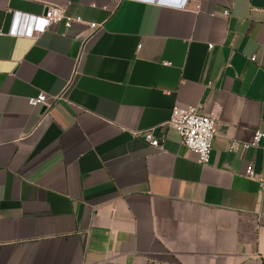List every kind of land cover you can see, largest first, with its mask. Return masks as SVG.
<instances>
[{
	"label": "crops",
	"instance_id": "0c3cea01",
	"mask_svg": "<svg viewBox=\"0 0 264 264\" xmlns=\"http://www.w3.org/2000/svg\"><path fill=\"white\" fill-rule=\"evenodd\" d=\"M48 6L83 24L8 34ZM189 106L216 120L207 165L133 135ZM257 130L264 0H0V264H264Z\"/></svg>",
	"mask_w": 264,
	"mask_h": 264
},
{
	"label": "built area",
	"instance_id": "2783aa9c",
	"mask_svg": "<svg viewBox=\"0 0 264 264\" xmlns=\"http://www.w3.org/2000/svg\"><path fill=\"white\" fill-rule=\"evenodd\" d=\"M137 2H149L161 7H169L177 10H186L190 1L195 0H133ZM45 14L41 16H29L26 14H13V24L8 34L15 37L36 38L46 32L53 25H62L64 30L71 29L76 24H83L80 19L73 18L66 13L65 7L48 6L45 8ZM199 6H196V10ZM107 10V8H104ZM224 16H228V12H223ZM90 34L97 31L100 26L95 23L86 24ZM139 48V46H138ZM211 48V46H209ZM254 61V58L250 59ZM53 100L55 98H52ZM48 98L41 93L34 98L28 99L30 107H41L45 105ZM216 120L210 115L203 113L199 108L189 107H174L171 110L169 120L158 126V135H154L152 130L134 132L133 135L155 149L162 148V142L165 139L164 133L167 130L173 131L180 140L181 146L188 152L196 155L197 163L205 166L208 164L212 151L213 141L215 138ZM236 143L232 144L230 150L234 151L237 148ZM244 149L257 148L264 153V133L257 130L254 132L252 143L244 145ZM247 176L264 185V180L257 178L252 168H247Z\"/></svg>",
	"mask_w": 264,
	"mask_h": 264
}]
</instances>
